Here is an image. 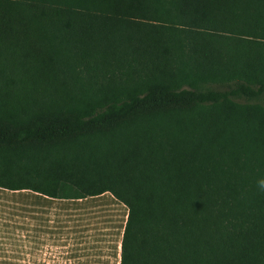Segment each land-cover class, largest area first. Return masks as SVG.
<instances>
[{
  "label": "trees",
  "instance_id": "trees-1",
  "mask_svg": "<svg viewBox=\"0 0 264 264\" xmlns=\"http://www.w3.org/2000/svg\"><path fill=\"white\" fill-rule=\"evenodd\" d=\"M264 0H0V188L110 193L119 264H264Z\"/></svg>",
  "mask_w": 264,
  "mask_h": 264
},
{
  "label": "crops",
  "instance_id": "crops-1",
  "mask_svg": "<svg viewBox=\"0 0 264 264\" xmlns=\"http://www.w3.org/2000/svg\"><path fill=\"white\" fill-rule=\"evenodd\" d=\"M126 217L108 192L53 199L0 188V264H119Z\"/></svg>",
  "mask_w": 264,
  "mask_h": 264
},
{
  "label": "rangeland",
  "instance_id": "rangeland-1",
  "mask_svg": "<svg viewBox=\"0 0 264 264\" xmlns=\"http://www.w3.org/2000/svg\"><path fill=\"white\" fill-rule=\"evenodd\" d=\"M111 205H108V207H110ZM114 210H116V212L118 211V213L120 212L119 211V208H118V206H116V209L114 208ZM121 210V209H120ZM122 214V213H121Z\"/></svg>",
  "mask_w": 264,
  "mask_h": 264
},
{
  "label": "clouds",
  "instance_id": "clouds-1",
  "mask_svg": "<svg viewBox=\"0 0 264 264\" xmlns=\"http://www.w3.org/2000/svg\"><path fill=\"white\" fill-rule=\"evenodd\" d=\"M260 186H261L262 188H264V181H261V182H260Z\"/></svg>",
  "mask_w": 264,
  "mask_h": 264
},
{
  "label": "bare ground",
  "instance_id": "bare-ground-1",
  "mask_svg": "<svg viewBox=\"0 0 264 264\" xmlns=\"http://www.w3.org/2000/svg\"><path fill=\"white\" fill-rule=\"evenodd\" d=\"M112 208V207H111ZM113 208H115L116 209V206H113Z\"/></svg>",
  "mask_w": 264,
  "mask_h": 264
}]
</instances>
